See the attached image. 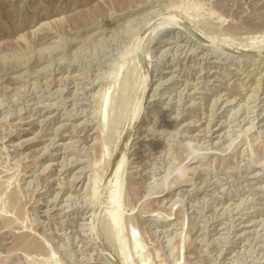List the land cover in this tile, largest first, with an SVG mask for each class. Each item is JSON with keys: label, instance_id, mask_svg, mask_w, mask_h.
Masks as SVG:
<instances>
[{"label": "rangeland", "instance_id": "obj_1", "mask_svg": "<svg viewBox=\"0 0 264 264\" xmlns=\"http://www.w3.org/2000/svg\"><path fill=\"white\" fill-rule=\"evenodd\" d=\"M176 14L213 48L153 38ZM263 38L264 0H0V264H105L131 228L143 264H264V69L217 59Z\"/></svg>", "mask_w": 264, "mask_h": 264}, {"label": "bare ground", "instance_id": "obj_2", "mask_svg": "<svg viewBox=\"0 0 264 264\" xmlns=\"http://www.w3.org/2000/svg\"><path fill=\"white\" fill-rule=\"evenodd\" d=\"M149 5V4H148ZM147 15V14H146ZM170 16V15H169ZM186 16V15H185ZM188 18H189V16H187ZM187 17H183V16H181V15H178V14H176V15H173L172 17H170V18H168V19H166V18H164V19H162V20H164L163 22H161V23H159V26H157L156 25V27L157 28H155V26H153L155 29L154 30H152L153 32L151 33L153 36V38H156V35H157V37H158V34H160V32L166 27V26H169V27H171V29H170V32H169V34H173V36L175 37V35H176V31H178V32H180L179 31V29H183V25H182V23H185V24H188V26L191 28V30L192 31H196L199 35H201L197 30L199 29L198 28V26H197V28L193 25V23H195V22H193L192 23V21H190V20H192V19H188ZM152 18V17H151ZM163 18V17H162ZM193 18H195V17H193ZM154 20V19H153ZM194 20V19H193ZM152 21V20H151ZM160 22V21H159ZM197 23V22H196ZM156 24H157V22H156ZM149 25V24H148ZM197 25H198V23H197ZM145 26V25H144ZM183 26V27H182ZM45 27V26H44ZM185 28V27H184ZM166 29V28H165ZM165 29H164V31H165ZM254 29V28H253ZM41 30V29H40ZM112 30V29H111ZM186 30V29H185ZM113 31V30H112ZM163 32V31H162ZM187 32V31H186ZM185 32V33H186ZM205 32V31H204ZM150 33V32H149ZM148 33V34H149ZM182 33V32H181ZM204 34H206V33H204ZM262 34V33H261ZM180 35V34H179ZM150 36V35H149ZM170 36V35H169ZM168 36V37H169ZM182 36V35H181ZM185 36V35H184ZM183 36V37H184ZM263 36V35H262ZM163 37V36H162ZM177 37H179V36H177ZM206 37V36H205ZM209 37V36H208ZM254 37V36H253ZM153 38H151L150 39V45H151V42H153L154 40H153ZM161 38V37H160ZM170 38V37H169ZM176 38V37H175ZM186 39H187V42L185 41V39H184V41L186 42V44L187 45H195L194 47H196L197 46V48H198V50H201L202 52H206V51H208V50H210L211 48H213V45L215 44V41L214 40H216L215 38H211V39H213V41L211 42V41H207V42H204L202 39V42H199L198 40H196L195 38H194V36H192L191 34L189 35V34H187L186 33V37H185ZM209 38V39H210ZM259 38H261V37H259ZM159 39V38H158ZM254 39V38H253ZM153 40V41H152ZM177 40V39H176ZM218 41H219V39H217ZM230 40V39H229ZM262 40V39H261ZM260 39L258 40V41H256V43L255 44H253L251 41L249 42V41H247V43L244 45V43H243V45L241 46H239V48H235V47H232L231 48V46H226V48L225 47H223V46H221V45H223V44H221L220 46L221 47H223L224 49L223 50H218L217 51V59H219V60H221V61H223V62H226V63H229V64H231V65H234V66H244V67H247V68H252L253 70L254 69H256V68H258V70L259 69H264V57H263V55H264V52L261 54H256L255 53V55H253V54H251V53H248V52H246V53H248V54H250L249 56H247V57H245V56H243L242 54L243 53H245V52H241V50H252V49H256V48H258V45L260 44V43H264V38H263V40L261 41ZM145 41V40H144ZM163 41V40H162ZM175 41V40H174ZM155 42V41H154ZM220 42H221V40H220ZM140 43V42H139ZM139 43L134 47V50L132 51V61L136 64L137 63V54L141 51V53L142 54H144V52H145V50H144V47H143V49L142 48H140V46H139ZM147 43V42H146ZM167 43V42H166ZM168 43H170V42H168ZM173 43V42H172ZM218 43V42H217ZM144 44V43H143ZM148 44V45H149ZM173 45V44H172ZM225 45V44H224ZM159 46V45H158ZM161 46V45H160ZM181 46V45H180ZM261 46H262V44H261ZM177 47V46H176ZM179 47V46H178ZM187 47H189V46H187ZM192 47V46H191ZM217 47H218V45H217ZM237 47V46H236ZM162 48V47H161ZM185 48H186V46H185ZM215 48V47H214ZM149 49V48H148ZM215 49H217V48H215ZM151 51V50H150ZM263 51V50H262ZM262 51H260V52H262ZM138 52V53H137ZM149 52V51H148ZM148 52H146V53H148ZM141 53H139L138 54V59H139V55H142ZM189 54V53H188ZM207 55V54H206ZM253 55V56H252ZM143 56V55H142ZM148 57V56H147ZM188 57V56H187ZM216 57V56H215ZM146 60H147V58H146ZM149 60V59H148ZM131 61V62H132ZM145 62V61H144ZM219 62V61H218ZM140 63V62H139ZM149 64V63H148ZM141 65V64H140ZM146 65V64H145ZM18 66V65H17ZM148 66H150V65H148ZM142 67V66H141ZM137 68H138V70H139V66L137 65ZM141 69V68H140ZM143 69V68H142ZM153 69V68H152ZM144 70V69H143ZM150 69H148L147 70V68H146V70H144V72H146V76L149 78V75H150V71H149ZM141 71V70H140ZM34 72V71H33ZM142 72V71H141ZM164 73V72H163ZM167 73V72H166ZM143 74V73H142ZM156 77H157V75H156ZM146 78V77H145ZM148 78H147V80L144 82V87H143V90H142V92H144V95L146 96V97H148V95L150 94V91L148 90V83H149V80H148ZM160 80V79H159ZM154 81L153 80H151V83H153ZM148 90V91H147ZM147 92V93H146ZM251 92V91H250ZM61 93V92H60ZM141 99H142V96H141ZM248 102V101H247ZM141 105V104H140ZM100 106V105H99ZM141 107V106H140ZM138 110V112L135 114L136 116H135V121H137L138 120V118L140 117V114H141V108H139V109H137ZM222 110V109H221ZM134 120V119H133ZM134 122V121H133ZM134 124V123H133ZM79 125V124H78ZM61 128V127H60ZM69 146H71V145H69ZM136 156V155H135ZM201 160V159H200ZM197 168V167H196ZM84 172V171H83ZM123 172H124V169H121V170H119V172L117 173V175H116V177H115V179L113 180V182H111V184L109 185V190H110V198H109V201H108V203H110V205H109V208L112 210V212H111V216H116L117 215V218H118V222H117V227H115V232L117 233V236L119 237V232H123V230H124V228L126 229V227H125V225H124V221H123V219H122V205H121V202H120V197H121V191H122V187H123V183H124V181H123ZM111 180H112V176H111ZM110 180V181H111ZM177 180V179H176ZM102 181V180H101ZM189 181V180H188ZM96 183V182H95ZM110 183V182H109ZM102 184V183H101ZM96 185V184H95ZM101 186V185H100ZM106 186V185H105ZM98 188V187H97ZM105 188V187H104ZM87 189V188H86ZM107 189V188H106ZM97 190H95L94 192H96ZM99 191V190H98ZM89 195V194H88ZM94 195V194H93ZM96 195H98L97 194V192H96ZM58 198V197H57ZM96 198H98V197H96ZM102 198V197H101ZM167 199V198H166ZM96 200V199H95ZM98 200V199H97ZM57 202V201H56ZM94 204V203H93ZM87 205V204H86ZM102 206V205H101ZM100 206V207H101ZM59 207V206H58ZM95 207V206H94ZM228 207V206H227ZM93 208V207H92ZM222 208V207H221ZM50 209V208H49ZM95 209V208H94ZM150 209V208H149ZM227 209V208H226ZM110 210V211H111ZM107 211H109L108 209H107ZM109 211V212H110ZM124 211V210H123ZM95 213V212H94ZM92 214V213H91ZM110 214V213H109ZM108 214V215H109ZM122 214V215H121ZM98 215V214H97ZM48 216V215H47ZM46 216V217H47ZM89 216V215H88ZM92 216V215H91ZM110 216V215H109ZM152 216V215H151ZM155 216V215H154ZM83 217H85V216H83ZM93 217V216H92ZM94 217H95V215H94ZM158 217V216H157ZM95 218H97V217H95ZM112 217H109V219H110V221L111 220H113V219H111ZM116 218V217H115ZM115 218H114V220H115ZM166 218V217H165ZM89 219V218H88ZM169 219V218H168ZM83 220V219H82ZM113 220V221H114ZM93 221V220H92ZM91 221V219H90V221H88V222H92ZM109 221V222H110ZM113 221H111L112 222V226H113V224L114 223H116V221H114V223H113ZM61 222V221H60ZM166 222H168L167 220H164V219H161L160 221H159V223H161V226H164V224L166 223ZM84 223H86V222H84ZM83 223V224H84ZM96 223V222H95ZM82 224V223H81ZM92 224V223H91ZM86 225V224H85ZM109 225V224H108ZM171 225V224H170ZM91 226V225H90ZM94 227V226H93ZM110 227V226H109ZM157 227H159V226H157ZM83 228H85V227H83ZM88 228V227H87ZM183 228V227H182ZM91 229V228H90ZM92 230H94V228L92 229ZM131 230V231H130ZM129 230V233H128V229H127V237H124L125 239H123L124 240V244L125 245H127V244H129V248H128V246L127 247H125L124 245H123V241H121V240H119L118 241V239H117V241L115 242V241H113V240H111L110 241V244L112 245V247H114L115 249H116V253H117V255L116 254H114V252H112L107 246H106V244H105V242L104 241H102V239H97V240H94V241H99V242H101L102 243V245L106 248V251L108 252V254L114 259V260H116L117 262H119L120 264H143L142 262H144L143 261V257H141V250H142V246H140V241L137 239V236H136V230L134 229V228H131ZM86 231V230H85ZM90 231V230H89ZM95 231V230H94ZM158 232V231H157ZM92 232H90V234H91ZM94 236V235H93ZM117 237V238H118ZM90 238V237H89ZM91 238H93V237H91ZM94 239V238H93ZM90 240H92V239H90ZM110 240V239H109ZM94 241H92V242H94ZM91 242V241H90ZM119 242V243H118ZM129 242V243H128ZM25 244H27V243H25ZM35 244V243H34ZM33 244V245H34ZM91 245V244H90ZM97 245V244H96ZM25 246V245H24ZM28 246V245H27ZM38 247H40V245L38 246ZM98 247V246H97ZM94 248V247H93ZM132 248H133V251H132ZM39 249V248H38ZM99 249V248H98ZM97 249V251H98V253H99V255L100 256H103L102 255V252L100 251V249L98 250ZM94 251V250H93ZM137 253L136 255H137V258H136V255H135V253ZM95 253V252H94ZM100 258V257H99ZM104 258V257H103ZM138 259L140 260V261H138ZM181 259V258H180ZM102 260V259H101ZM104 263L105 264H109L106 260H104ZM144 264H146V262L144 263Z\"/></svg>", "mask_w": 264, "mask_h": 264}, {"label": "water", "instance_id": "obj_3", "mask_svg": "<svg viewBox=\"0 0 264 264\" xmlns=\"http://www.w3.org/2000/svg\"><path fill=\"white\" fill-rule=\"evenodd\" d=\"M182 25L185 27L186 31H187L189 34H191L192 36H194V38H195L196 40H198L199 42H202L201 38H200V37H199L194 31L191 30V28L188 26V24L182 23ZM242 55L245 56V57H247V56H249L250 54H248V53L245 52V53H243ZM139 62H140V64H141L142 68H143L144 70H146V65H145L144 58H143L142 55H139ZM95 242H96L98 248L100 249V251L102 252V255H103L104 259H105L109 264H120L119 262H117L116 260H114V259L108 254V252L106 251V248L102 245L101 242H99V241H95Z\"/></svg>", "mask_w": 264, "mask_h": 264}]
</instances>
